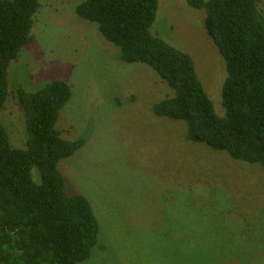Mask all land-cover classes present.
I'll return each mask as SVG.
<instances>
[{"label": "rangeland", "instance_id": "rangeland-1", "mask_svg": "<svg viewBox=\"0 0 264 264\" xmlns=\"http://www.w3.org/2000/svg\"><path fill=\"white\" fill-rule=\"evenodd\" d=\"M83 1L41 0L32 41L8 69L0 112L11 144L23 148L17 91L54 81L71 87L57 129L85 144L59 171L67 194L86 197L100 227L93 257L81 264H264V169L189 142L184 122L155 115L152 106L171 90L150 67L120 59L98 26L77 15ZM155 30L193 58L223 117L227 70L204 12L187 0H159Z\"/></svg>", "mask_w": 264, "mask_h": 264}, {"label": "trees", "instance_id": "trees-1", "mask_svg": "<svg viewBox=\"0 0 264 264\" xmlns=\"http://www.w3.org/2000/svg\"><path fill=\"white\" fill-rule=\"evenodd\" d=\"M187 0L204 12V27L224 60L223 117L200 81L193 58L152 31L159 0H85L77 15L98 26L127 64L150 67L172 94L155 115L186 124L184 138L264 169V2ZM41 0H0V112L9 96L8 69L32 41ZM27 124L15 148L0 123V264H81L93 257L100 227L89 200L66 192L62 160L85 141L57 129L72 97L62 81L16 93ZM103 250V249H102Z\"/></svg>", "mask_w": 264, "mask_h": 264}]
</instances>
